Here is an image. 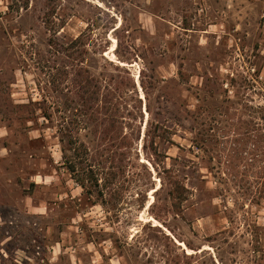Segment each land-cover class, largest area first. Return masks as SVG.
I'll return each mask as SVG.
<instances>
[{"label":"rangeland","instance_id":"374dc122","mask_svg":"<svg viewBox=\"0 0 264 264\" xmlns=\"http://www.w3.org/2000/svg\"><path fill=\"white\" fill-rule=\"evenodd\" d=\"M24 2L0 0V262L264 264L256 132L238 145V133L220 130L225 144L206 152L191 141L197 104L243 90L261 100L264 0ZM82 33L73 59L65 48ZM75 64L99 79L102 101L111 92L122 101L120 145L101 133L111 119L102 101L80 108ZM43 98L51 121L28 132L16 106ZM72 137L86 144L92 191L64 164ZM175 173L190 189L180 211L165 184Z\"/></svg>","mask_w":264,"mask_h":264},{"label":"trees","instance_id":"16d2710c","mask_svg":"<svg viewBox=\"0 0 264 264\" xmlns=\"http://www.w3.org/2000/svg\"><path fill=\"white\" fill-rule=\"evenodd\" d=\"M23 7H27L29 5V0H24ZM11 7V6H10ZM22 6H18V9H20ZM83 33L78 36L76 39H74L70 44H68L69 48H65L66 51H72L71 56L73 59H75V53H79L80 47L83 44ZM82 54V52H81ZM81 63V62H80ZM74 68V74H73V80H74V86L77 88V92L79 93V100H80V107L81 109L84 108V110H91L93 109L94 105L101 102L102 99L101 96V83L99 79L94 77L90 71L86 68L81 66L80 64H75L72 66ZM69 72V71H67ZM124 82L121 81L118 83L116 90L121 93L123 88ZM251 89V87H246V90ZM259 94L261 100L259 102L253 103L252 98H248L246 96L245 90H243L242 95L237 97V94L232 98L231 96H227L224 98L222 102L216 101L214 104L208 103L202 105V103L196 105V119L199 120V116L202 117L201 121L198 122V127L194 128V131L192 130V138L191 141L198 149L202 151H207V147L211 144H214L215 146L219 142V131L223 130H233L235 133H238L240 136L233 139V143L235 142L238 145L247 144L252 140L251 133L253 131L256 132L254 144L256 146L257 150V156L259 157V162L263 165H261L262 170H260V179H262L261 189L260 193L264 195V83H261L258 86ZM239 91V90H238ZM239 93V92H238ZM104 101V107H107L106 114L109 112L111 113V119L109 125L104 124V129L102 128L101 133L104 135V138L111 137L116 138V141H119V145L121 142H125L128 140L129 135L125 133L122 128V120L121 116L118 115V112H120L122 106V101L120 99L115 102L116 104H112L113 98H114V92L111 93H104L103 94ZM123 96L120 95V98ZM206 101V100H205ZM203 102V101H202ZM45 104V100L43 98L42 101H34L32 99L29 100L28 103H22L17 104L16 107L24 110L28 113L25 116H20L18 119L21 121H25V123L32 122L33 124L30 126H26L28 132L31 130H45L48 126L45 124V121H51V114L48 112L47 107L43 106ZM115 107V108H114ZM231 109H234L236 112L238 109H243L242 114L235 113V115H238V120H234V116L230 114ZM40 110L41 112H38ZM7 115V113H6ZM44 118L45 121L40 123V119ZM173 118L177 120L173 115ZM208 118V120H206ZM6 119H8V127H10L14 121V119L11 116H6ZM195 119V120H196ZM169 118H167L164 121V124L162 128L164 127V132H159L156 134V136L152 137L151 139V146L150 149L152 153L159 154L158 148L154 145L155 139H165L168 138L167 133H171L168 131L169 125L168 122ZM196 122V123H197ZM101 124L103 122L100 121ZM27 125V124H26ZM39 125V126H38ZM243 132V133H242ZM243 135V136H241ZM217 137V139H216ZM79 138L73 137L69 140V144L71 145V148L74 153L71 155H67L64 150L63 151V160L64 164L66 165L68 172L72 176V178L83 188V189H91L87 182L90 181L94 175H93V168L86 163V159H84V155L82 154L81 147L84 148V150H87L86 144H84L82 141L80 142V146L77 145L79 142ZM228 142V141H227ZM225 144V141H220V144ZM146 146V145H145ZM121 147V146H119ZM147 147V146H146ZM238 153L240 149L234 148ZM167 157V155H164ZM238 156V154H237ZM78 157V160H77ZM166 172L174 173V168L169 167L165 168ZM168 178V182L165 184L168 186V193L170 195V199L172 201V205L176 206L177 210L180 211V204L187 199V195L190 192V189L188 188L185 181H183L181 178H179V175L171 174ZM98 183V179H96ZM163 187V186H162ZM92 191V190H89ZM158 189L156 190V192ZM91 193V192H90ZM100 197L103 196V192L98 194ZM262 195V197H263ZM104 200H102L103 202Z\"/></svg>","mask_w":264,"mask_h":264},{"label":"crops","instance_id":"0c3cea01","mask_svg":"<svg viewBox=\"0 0 264 264\" xmlns=\"http://www.w3.org/2000/svg\"><path fill=\"white\" fill-rule=\"evenodd\" d=\"M0 264H6V263H4V262H3V263H2V262H0Z\"/></svg>","mask_w":264,"mask_h":264}]
</instances>
